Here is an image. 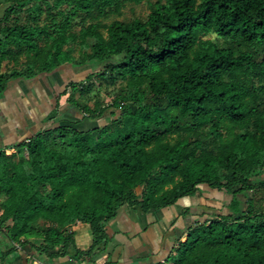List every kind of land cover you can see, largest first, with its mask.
Instances as JSON below:
<instances>
[{"label":"trees","instance_id":"obj_1","mask_svg":"<svg viewBox=\"0 0 264 264\" xmlns=\"http://www.w3.org/2000/svg\"><path fill=\"white\" fill-rule=\"evenodd\" d=\"M143 3L145 20L117 19ZM0 6V95L13 77L88 72L62 93L77 120L38 132L16 156L0 151V234L10 244L34 239L63 255L80 223L92 238L82 255L95 256L123 207L159 212L215 191L231 198L228 214L186 227L170 264H264V0ZM83 120L102 124L71 125Z\"/></svg>","mask_w":264,"mask_h":264},{"label":"crops","instance_id":"obj_2","mask_svg":"<svg viewBox=\"0 0 264 264\" xmlns=\"http://www.w3.org/2000/svg\"><path fill=\"white\" fill-rule=\"evenodd\" d=\"M3 15L4 8L0 6V19ZM8 69H12V64L4 62L1 73H7ZM77 71L62 66L32 79L13 77L6 82L0 95V151L16 156L18 146L27 143L38 132L67 125L65 118L77 120L78 114L67 102L69 91L62 95L69 83L85 79L87 73ZM78 97L76 93L75 98ZM71 125L79 130L98 126L88 120ZM208 194H215V200L208 199L205 204L204 197L209 196L198 193L173 207L147 214L137 208L123 207L106 228L110 239L106 249L91 257L82 255L90 249L92 241L90 229L84 224L72 227L71 242L63 255L58 248L49 255L46 249L40 248L38 240H30L33 245L10 244L0 234V251L5 253L11 249L4 260L0 259V264H170L169 255L172 247L177 245L176 239L182 243L186 241V227L201 218L202 221L210 220L216 215L228 214L226 207L231 198L215 191ZM185 208L189 212L183 216Z\"/></svg>","mask_w":264,"mask_h":264},{"label":"rangeland","instance_id":"obj_3","mask_svg":"<svg viewBox=\"0 0 264 264\" xmlns=\"http://www.w3.org/2000/svg\"><path fill=\"white\" fill-rule=\"evenodd\" d=\"M152 2L157 1V0H151ZM149 14V7L147 3H143L141 5H128V7L123 10V15L120 18H117L118 20H131V19H135V18H139L140 20H145L146 16ZM208 39H214L215 36L213 35H209L207 37ZM87 70V69H86ZM86 70H84V74L88 73ZM84 77V75H83ZM85 78V77H84ZM95 91L98 92L100 94V100H102L104 102V105L106 106H110L111 104V100H112V96L110 94H107L106 89L104 88L103 85H97L95 87ZM109 109V108H108ZM111 112V110H108L105 114H104V118H107L109 116V113ZM98 125H100L101 122H96ZM210 191H206L204 193V195H207L209 197H204L206 201L205 204L207 203L208 199L210 200H215V194H208ZM202 199H199L200 202ZM201 207V206H200ZM202 208V207H201ZM203 209V208H202ZM206 210L207 209H203ZM183 215H187L186 211L183 213ZM174 254H172L169 259H173Z\"/></svg>","mask_w":264,"mask_h":264},{"label":"built area","instance_id":"obj_4","mask_svg":"<svg viewBox=\"0 0 264 264\" xmlns=\"http://www.w3.org/2000/svg\"><path fill=\"white\" fill-rule=\"evenodd\" d=\"M37 264H44V263H37Z\"/></svg>","mask_w":264,"mask_h":264}]
</instances>
